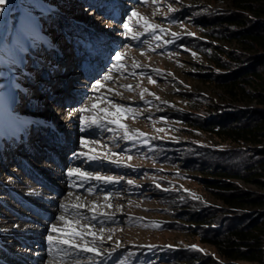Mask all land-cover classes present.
<instances>
[{
  "label": "rangeland",
  "instance_id": "374dc122",
  "mask_svg": "<svg viewBox=\"0 0 264 264\" xmlns=\"http://www.w3.org/2000/svg\"><path fill=\"white\" fill-rule=\"evenodd\" d=\"M0 8V46L12 48L26 15L34 22L15 55L0 63V107L17 116L0 128V264H263L222 257L208 241L230 225L264 231V183L233 177L254 163V151L203 123L264 111V0H7ZM133 11L164 31L146 33L129 19ZM237 29L260 37L252 41ZM244 68L262 76L243 81ZM98 82L104 87L94 92ZM101 96L131 109L120 117L126 128L108 122L116 117L100 109H115L93 99ZM93 103L98 108L80 111ZM93 115L101 126L82 131V117ZM82 137L98 141L90 145L95 154L111 159L75 155L87 151ZM77 168L118 182L91 179L79 187L80 177L67 174ZM241 190L254 200H237ZM93 202L108 214L91 222L93 231L104 229L95 244L102 255L54 250L47 237H65L52 225L75 226L62 215L88 224L83 217L92 213L78 216L72 205Z\"/></svg>",
  "mask_w": 264,
  "mask_h": 264
},
{
  "label": "snow or ice",
  "instance_id": "6c2138e0",
  "mask_svg": "<svg viewBox=\"0 0 264 264\" xmlns=\"http://www.w3.org/2000/svg\"><path fill=\"white\" fill-rule=\"evenodd\" d=\"M7 2V0H0V5H4ZM157 0H153V3H156ZM169 10L172 11L171 7L169 6ZM4 11L3 8H0V12ZM133 17L137 18V24L140 26H143L145 29L146 33H152L155 32L157 30L163 32V29H159L158 25H153L151 24L146 17L140 16L137 12L133 11L131 16L129 17V19L131 20ZM6 22L4 20H0V27L5 26ZM25 27H34V22L32 21L30 16H25L24 20L22 21L21 24V29L17 32L16 37L13 41V45L12 48H5L3 46H0V63H4L6 61V58L8 57H12L15 55V49L17 47V44L19 43V41H21L24 38V31L23 29ZM123 27L127 30V34L131 35V37L133 39H138L139 38V34L138 33H134L133 32V28L128 24L125 23L123 25ZM190 35H192L191 33H189ZM175 35V34H173ZM167 43V41H166ZM23 50V49H21ZM123 55L122 53H117L115 56L116 61L118 62L120 67H123L122 64H120V62L123 59ZM114 67H116V65H114ZM137 67H139V65H137ZM133 75H135V73H133ZM112 79L111 75H108L105 77V80H110ZM149 82L150 83H155V81H153L151 79V77H149ZM101 87H104V85L100 82H98L97 87L93 89L94 92H98L99 89ZM123 87H126L128 90H132L133 86L132 85H124ZM109 91H114L113 89H109ZM146 91V90H145ZM116 95H119V93H116ZM144 93H141V98H143ZM94 100H106L107 103H109L110 105H112V107L115 109L114 112H108L106 109H100L101 112H104L106 114V116H112V117H116L115 119L109 120V123L112 124H118L119 127L121 128H126V125H124L123 123H120V117H122L123 119H127V116L124 115V113L131 111L130 108H127L124 105H120L115 103L114 100H110L108 99L106 96H101V97H94ZM98 104L97 103H93L91 105V108H81L80 111L81 112H90L93 109L98 108ZM17 120V116L15 115V113L11 110V109H5L3 107H0V128H2L6 123L8 122H12V121H16ZM82 124L84 125V127L82 128V131L91 128L93 126L96 127H100L101 123L98 119L97 116L93 115L91 117L85 116L82 117ZM161 131H163L161 129ZM137 134L138 136H143L145 134L143 133H139V131L137 130ZM126 136H129V134L127 132H125ZM129 138H131L129 136ZM95 143H99L98 141H89L85 138H81V146L86 148L87 151L84 152H80L77 153L75 155L84 157L86 159V161H96V160H102V159H111L110 157L107 156V154L104 155H99V154H95L97 152V149L94 147H90L91 144H95ZM113 156L116 155L115 153L112 154ZM129 160H131V156L128 157ZM112 163H119V161L116 160H111ZM69 176H78L80 177V183H79V187H83L84 182L91 180V179H95L97 181H102L104 183H115L118 182V178L112 177V176H101V175H95L92 176L90 173L86 172V171H82L81 169H70L67 173ZM129 184H132L133 181L129 180L128 181ZM73 186H77V185H73ZM87 191L89 193L93 192L92 188L87 189ZM105 200L110 199V197L105 196L104 197ZM76 200L79 201L80 197L77 196ZM99 207L98 205L95 204V202H93V205L91 208L88 207L87 204H73L72 208L76 210L77 215H81V209H87L88 211H90L92 214L90 216H84L83 219H86L89 221L88 224L85 225H81L79 220L76 221H68L66 220L65 216H60L59 220L66 224V225H75V226H71L69 227L67 230L61 229L59 227H57V225L53 224L51 227V231L53 233H59L60 236L65 237V238H58V236H54V235H49L47 237V240L50 244L53 245L54 250H59L56 249L57 245H65L67 246L66 249H63L64 251H68V250H72V249H76L77 252L76 254L78 255L80 252H87V253H93L94 255H102L100 249L98 247L95 246L96 241H103V236H101L99 233H102L104 231L103 228L99 229V233L96 231H93V229L95 228V224L91 223L92 221H96V222H101L103 223V221L101 220V217H105L108 214L107 213H98L96 212V208ZM108 208H111L112 205L109 203L107 204ZM64 211L67 212L69 210L68 205H64L63 206ZM86 236H91L92 237V241L89 242L85 239ZM108 239H111V236L108 237ZM83 241V243H77L76 241ZM117 248H119V244L116 245ZM193 249L202 251L200 249H197L195 245L191 246ZM113 251H115V249H113Z\"/></svg>",
  "mask_w": 264,
  "mask_h": 264
},
{
  "label": "trees",
  "instance_id": "16d2710c",
  "mask_svg": "<svg viewBox=\"0 0 264 264\" xmlns=\"http://www.w3.org/2000/svg\"><path fill=\"white\" fill-rule=\"evenodd\" d=\"M51 16H48L50 18ZM53 17H51L52 19ZM239 21H231L230 23L239 24ZM238 36H243L252 41L258 39L260 34L251 33L250 30L237 29L235 32ZM243 81H256L262 74L254 68H244L242 70ZM256 119L246 121L234 119L232 123L222 124V122L215 121V118H208L203 123V128L223 139H229L242 146L249 145L256 155L253 164H247L242 171L235 170L233 177H238L243 180H259L264 183V111L259 113ZM223 181V182H222ZM217 183H224L225 180ZM250 193L246 190H241L235 195L237 200H248L252 198ZM230 196V195H229ZM234 196V195H232ZM254 198V197H253ZM252 198V200H254ZM258 198V199H256ZM256 200H260V196H255ZM220 228V227H216ZM215 246L220 253V256L232 258L233 260H243L248 262H259L264 264V231L261 229H254V223L249 225H230L220 234L219 238H211L208 240ZM205 262V261H204ZM203 263L200 262L198 264ZM193 264H197L193 261ZM210 264V263H207Z\"/></svg>",
  "mask_w": 264,
  "mask_h": 264
},
{
  "label": "bare ground",
  "instance_id": "6f19581e",
  "mask_svg": "<svg viewBox=\"0 0 264 264\" xmlns=\"http://www.w3.org/2000/svg\"><path fill=\"white\" fill-rule=\"evenodd\" d=\"M38 252H40V253H41V252H42V249H41V250H39Z\"/></svg>",
  "mask_w": 264,
  "mask_h": 264
}]
</instances>
